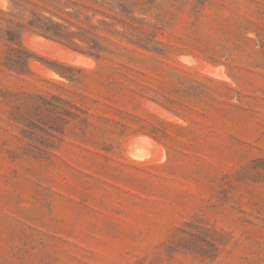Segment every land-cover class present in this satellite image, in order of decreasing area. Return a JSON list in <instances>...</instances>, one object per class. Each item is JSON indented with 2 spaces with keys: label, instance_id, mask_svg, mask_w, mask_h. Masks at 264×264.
Masks as SVG:
<instances>
[{
  "label": "rangeland",
  "instance_id": "obj_1",
  "mask_svg": "<svg viewBox=\"0 0 264 264\" xmlns=\"http://www.w3.org/2000/svg\"><path fill=\"white\" fill-rule=\"evenodd\" d=\"M0 264H264V0H0Z\"/></svg>",
  "mask_w": 264,
  "mask_h": 264
},
{
  "label": "trees",
  "instance_id": "obj_2",
  "mask_svg": "<svg viewBox=\"0 0 264 264\" xmlns=\"http://www.w3.org/2000/svg\"><path fill=\"white\" fill-rule=\"evenodd\" d=\"M46 23H47L46 25H40V26L36 27L37 30L42 35H44L45 37H48L50 39H53L55 41H58L60 43H63V44L67 45L70 48H74V49L78 48V49L82 50L73 41L74 33L71 30H69L66 26H64L63 24H61L59 22L53 21L51 19H46ZM8 39L10 41L17 40V44H18V47H19L18 51L21 54H24V56L21 59L22 66L28 68V61L31 58V53L29 51H27L26 48L23 47L21 42H19V34L15 35L13 32H8ZM95 57H97V56H95ZM53 70L58 72V70L56 68H54V67H53Z\"/></svg>",
  "mask_w": 264,
  "mask_h": 264
},
{
  "label": "bare ground",
  "instance_id": "obj_3",
  "mask_svg": "<svg viewBox=\"0 0 264 264\" xmlns=\"http://www.w3.org/2000/svg\"><path fill=\"white\" fill-rule=\"evenodd\" d=\"M40 39L43 41L45 47L49 46L50 48H55V49H57V47H61L60 45H57V43H55V42H53V41H50V40H48V39H45V38H40ZM41 40H40V41H41ZM46 45H47V46H46ZM49 47H48V49H49ZM61 48L67 50V48L63 47V45H62ZM68 50H69V49H68ZM47 51H49V50H47ZM71 51H72V50H71ZM69 52H70V51H69ZM42 68H44V67L42 66ZM39 69H41V68H39ZM42 72H43V71H42ZM149 159H150V158H149ZM141 160H143V159H141Z\"/></svg>",
  "mask_w": 264,
  "mask_h": 264
},
{
  "label": "water",
  "instance_id": "obj_4",
  "mask_svg": "<svg viewBox=\"0 0 264 264\" xmlns=\"http://www.w3.org/2000/svg\"><path fill=\"white\" fill-rule=\"evenodd\" d=\"M151 152H152V151H151ZM151 152L149 153V157H150V158H152V157H153V156H152V154H151Z\"/></svg>",
  "mask_w": 264,
  "mask_h": 264
}]
</instances>
